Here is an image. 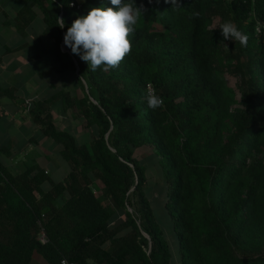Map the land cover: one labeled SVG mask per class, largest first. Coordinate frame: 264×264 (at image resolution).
<instances>
[{"label": "trees", "instance_id": "16d2710c", "mask_svg": "<svg viewBox=\"0 0 264 264\" xmlns=\"http://www.w3.org/2000/svg\"><path fill=\"white\" fill-rule=\"evenodd\" d=\"M36 2L58 61L73 73L79 67L84 91L79 100L72 91L48 100L79 105L97 134L81 144L56 128L51 113H34L41 132L61 145L67 176L56 181L38 164L14 175L0 161V264H34L35 254L45 264L63 256L78 264H172L171 234L182 264H264V0H136L145 12L131 53L107 72L91 71L60 46L77 16L112 7L110 0H83L80 10L69 0ZM216 17L234 22L247 46L224 40ZM230 65L239 99L226 79ZM149 84L163 108L147 107ZM150 145L160 181L138 157Z\"/></svg>", "mask_w": 264, "mask_h": 264}, {"label": "crops", "instance_id": "0c3cea01", "mask_svg": "<svg viewBox=\"0 0 264 264\" xmlns=\"http://www.w3.org/2000/svg\"><path fill=\"white\" fill-rule=\"evenodd\" d=\"M40 1L52 6V0ZM46 26L36 0H0V161L14 175L38 164L54 180L63 181L68 166L58 154L61 145L41 132L34 113H51L56 128L81 144L90 142L97 129L85 126L79 105L69 107L62 97L48 100L63 91H72L79 100L84 91L77 72L58 61V47L46 35ZM35 258L39 262L34 264L44 261L39 254Z\"/></svg>", "mask_w": 264, "mask_h": 264}, {"label": "clouds", "instance_id": "9594fccd", "mask_svg": "<svg viewBox=\"0 0 264 264\" xmlns=\"http://www.w3.org/2000/svg\"><path fill=\"white\" fill-rule=\"evenodd\" d=\"M112 7L90 9L86 15H79L67 28L63 42L72 54L88 64L91 71L105 72L118 68L131 53L130 36L145 12L137 6L136 0H110ZM176 6L178 0H171ZM199 16V13H194ZM57 26L65 27L63 18H58ZM224 40H232L246 47L249 37L231 20L218 26ZM147 107L153 111L165 106L164 99L149 87L145 93Z\"/></svg>", "mask_w": 264, "mask_h": 264}, {"label": "rangeland", "instance_id": "374dc122", "mask_svg": "<svg viewBox=\"0 0 264 264\" xmlns=\"http://www.w3.org/2000/svg\"><path fill=\"white\" fill-rule=\"evenodd\" d=\"M228 20L229 19H227V17H225L224 19L221 18V17H216L214 22H215V25L217 24V26H219L220 24H222L223 22L228 21ZM230 41H232V40H229V42ZM227 49H230L229 45H227ZM231 63H232V61H231ZM231 66L232 65L227 66V67L225 66V75H226V79L229 82V84H231V86H233L235 88L237 97L239 99L241 97V95H242V86H241L240 78L234 72V70H233V68ZM74 111H76V108H74ZM138 157L140 158V160L144 164L148 165V169H149V173L151 175V178H153L156 181H160L159 165H157L155 147L151 146V145L147 146L146 149H143L139 153ZM94 185H95V193H96V195H98L100 197H103L102 196L103 192H102V189H101L102 188V183L99 180H95ZM103 202H104L105 205L109 204V200L107 198H104ZM130 210H131V208H130ZM160 216H161V214H160ZM160 220H162V219L160 218ZM169 238H170L171 247H172V264H182V262L180 260L179 242H178L175 234L169 235ZM36 255H38V254L34 255L33 262L38 263L39 260L37 258H35ZM44 261H43V263H44ZM43 263H41V264H43Z\"/></svg>", "mask_w": 264, "mask_h": 264}, {"label": "built area", "instance_id": "2783aa9c", "mask_svg": "<svg viewBox=\"0 0 264 264\" xmlns=\"http://www.w3.org/2000/svg\"><path fill=\"white\" fill-rule=\"evenodd\" d=\"M82 3H83V0H69V6L73 9H76V10L81 9ZM149 87L153 88V86L150 84L148 85L147 89ZM39 239L42 242L46 241V236H45V233L43 231L41 232ZM59 264H78V263L74 260L69 259L68 257L63 256L60 258Z\"/></svg>", "mask_w": 264, "mask_h": 264}, {"label": "water", "instance_id": "95a60500", "mask_svg": "<svg viewBox=\"0 0 264 264\" xmlns=\"http://www.w3.org/2000/svg\"><path fill=\"white\" fill-rule=\"evenodd\" d=\"M64 35H65V34H63V38H64ZM61 48H62V50H64V51H68L67 48H66V46L64 45V42H62V44H61ZM76 65H77V63H76ZM78 70H79V67L77 66L76 72H78ZM86 87H87V86H86ZM111 128H112V127H111ZM108 134H109V133L106 134L107 137H108ZM145 235L148 236L147 234H145Z\"/></svg>", "mask_w": 264, "mask_h": 264}]
</instances>
